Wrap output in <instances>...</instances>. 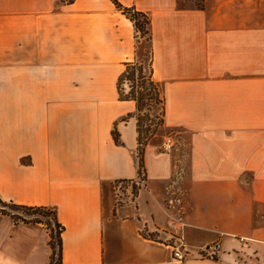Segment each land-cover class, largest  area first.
<instances>
[{"label": "crops", "instance_id": "crops-1", "mask_svg": "<svg viewBox=\"0 0 264 264\" xmlns=\"http://www.w3.org/2000/svg\"><path fill=\"white\" fill-rule=\"evenodd\" d=\"M117 1L151 19L173 153L150 142L136 185V33L112 0H0L1 201L55 211L63 264H169L174 231L185 264H264V0ZM50 239L0 213V264H50Z\"/></svg>", "mask_w": 264, "mask_h": 264}, {"label": "trees", "instance_id": "trees-1", "mask_svg": "<svg viewBox=\"0 0 264 264\" xmlns=\"http://www.w3.org/2000/svg\"><path fill=\"white\" fill-rule=\"evenodd\" d=\"M76 0H60L63 5L73 4ZM118 9L123 11L133 22L136 39V59L125 63V69L118 79L117 89L120 101L134 102L137 120L138 144L141 146L139 173L145 172L144 152L151 138L157 135V130L165 124V99L162 96L159 83L153 77L154 54L152 48L151 19L148 15L136 11L134 8H125L117 0H112ZM145 40L144 53L140 55L139 44ZM139 58V59H138ZM129 84L126 93L124 84ZM145 128V129H144ZM116 143H120L119 134L113 132ZM152 142V141H151ZM0 213L9 215L16 223H38L50 232V247L52 256L50 264H63V228L59 224L56 213L45 207H27L11 203H4L0 199ZM44 220L46 223H43Z\"/></svg>", "mask_w": 264, "mask_h": 264}, {"label": "built area", "instance_id": "built-area-1", "mask_svg": "<svg viewBox=\"0 0 264 264\" xmlns=\"http://www.w3.org/2000/svg\"><path fill=\"white\" fill-rule=\"evenodd\" d=\"M175 147H176V141L174 137L167 136L164 140V143L162 144V152L166 154H171L173 153ZM140 148L141 146L138 144L137 152H136L138 166H139L140 159H141ZM181 175H182V170L176 174L175 176L176 181L181 177ZM136 185L139 187H144L145 185V172L143 170H141V173H139V178H138ZM119 188H121V186H119ZM117 194L119 195V198H117L118 201L120 200V202H122L121 192L117 190ZM176 202H180V200L171 199L169 204L170 206H174ZM159 232L164 233V231H159ZM172 234H173L172 238L161 240V243L170 247L173 251L172 258L169 264H185L186 253H185V245H184L183 239H178L177 240L178 242L176 241L173 242L174 239H177V236L179 235H178V232L176 231H174ZM152 239L156 240L155 238H152ZM241 241H244V239H241ZM221 252H222V244L220 242L208 244L204 246L201 250V253L209 258H215L218 255H220Z\"/></svg>", "mask_w": 264, "mask_h": 264}, {"label": "rangeland", "instance_id": "rangeland-1", "mask_svg": "<svg viewBox=\"0 0 264 264\" xmlns=\"http://www.w3.org/2000/svg\"><path fill=\"white\" fill-rule=\"evenodd\" d=\"M180 3L182 6H185V7H191V6H194V4L196 5L197 4V0H195V2L193 3V0H180ZM146 46V43H145V40L144 39H141V42L139 44V53L140 55L142 53H144V47ZM139 59V58H138ZM124 89H125V92L128 93L129 92V84L128 83H125L124 84ZM145 129V128H144ZM172 131L171 130H166L164 129L163 127L159 128L157 130V135L153 138H151L150 142H159L161 144L164 143V140L167 136H172ZM125 186V185H124ZM41 221L43 223H46L44 220L41 219Z\"/></svg>", "mask_w": 264, "mask_h": 264}]
</instances>
